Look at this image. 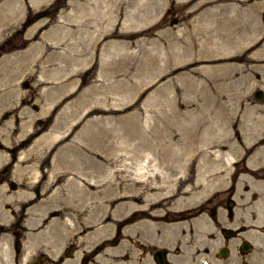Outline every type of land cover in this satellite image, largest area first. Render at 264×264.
<instances>
[{
  "label": "rangeland",
  "instance_id": "obj_1",
  "mask_svg": "<svg viewBox=\"0 0 264 264\" xmlns=\"http://www.w3.org/2000/svg\"><path fill=\"white\" fill-rule=\"evenodd\" d=\"M212 8L207 37L239 35L231 59L182 47ZM0 132L11 237L149 264L142 248L184 232L189 264H228L220 226L264 189V0H0Z\"/></svg>",
  "mask_w": 264,
  "mask_h": 264
},
{
  "label": "flooded vegetation",
  "instance_id": "obj_2",
  "mask_svg": "<svg viewBox=\"0 0 264 264\" xmlns=\"http://www.w3.org/2000/svg\"><path fill=\"white\" fill-rule=\"evenodd\" d=\"M5 139V134L0 132V145L6 146L8 155L6 159H0V264L88 263L80 258L70 245L56 249L53 246L48 247L47 240H40L41 244L37 245L26 238L11 237V145L1 143ZM0 150L3 149L0 147ZM252 170L254 180L264 181V162L253 167ZM242 197L237 194L239 198L236 202L237 208H248V221H245L246 218L240 214L235 219L226 218L225 224L220 226L222 241L217 253L223 259L231 254L232 259L228 264H264V189L261 196H256L254 190L250 191L248 197ZM189 216L191 215L187 217ZM257 218L262 221L256 222ZM182 233L184 232L176 234V237L171 239L175 243L172 246L161 244L154 245L148 250L142 248L141 252L146 251L149 256V264H189V251L186 243L182 244ZM140 243L143 245L142 242ZM124 259L122 261H125Z\"/></svg>",
  "mask_w": 264,
  "mask_h": 264
},
{
  "label": "bare ground",
  "instance_id": "obj_3",
  "mask_svg": "<svg viewBox=\"0 0 264 264\" xmlns=\"http://www.w3.org/2000/svg\"><path fill=\"white\" fill-rule=\"evenodd\" d=\"M203 3V2H202ZM219 4V3H218ZM141 6V4H140ZM231 7V6H230ZM142 8V7H141ZM200 9V8H199ZM204 11V10H203ZM207 14L208 17H206L205 15L207 14H203L204 15V19L203 17L201 19L202 23H197L195 22H189V23H185V25L183 26V32L189 33L190 36L188 38H186V40H184L182 42V47H184V49L187 50H193V48L196 50L193 51L192 55L193 58H207V60H211L218 58L219 60H228L231 59L232 57H234L232 50H234V48L237 46L238 41H239V35H236L234 33V31L229 30V31H220V37L218 38L214 33H210L209 36L207 37V29H209L208 26L210 25H206V22H209L210 20H213V24L216 22L217 18L215 17L216 14L218 13V11H215V8L212 9H208L207 10ZM224 15V14H223ZM233 14H229V15H225L224 17H233ZM145 16V15H144ZM222 17V16H221ZM134 19V18H133ZM141 19V18H140ZM147 19V18H146ZM142 20V19H141ZM140 20V21H141ZM227 20V19H226ZM203 21L205 23H203ZM136 22V21H135ZM139 22V21H138ZM215 26V25H214ZM218 26V25H217ZM191 29V30H190ZM216 29V28H215ZM189 30L191 32H189ZM246 32V31H245ZM182 33V32H181ZM242 33V32H241ZM248 34V32H247ZM250 35V34H249ZM247 37V36H246ZM245 38V37H244ZM256 39V38H255ZM243 40V39H242ZM247 40V39H246ZM249 41V39L247 40ZM246 41V42H247ZM252 42V41H251ZM249 43V42H248ZM243 44V43H242ZM245 45V44H244ZM251 50V49H250ZM185 51V50H184ZM191 52V51H190ZM191 54V53H190ZM254 55V54H253ZM228 63V62H227ZM249 64V62H248ZM231 68V67H230ZM236 68V67H235ZM224 71V70H223ZM248 71V70H246ZM245 71V72H246ZM213 130V129H212ZM216 142V141H215ZM218 148V147H217ZM218 151V150H217ZM220 151V150H219ZM157 167V166H156ZM207 167V166H206ZM154 170V169H153ZM157 170H159L157 168ZM210 170V169H209ZM208 170V171H209ZM155 171V170H154ZM157 172V171H156ZM32 174V172L30 173V175ZM157 174V173H156ZM61 182V181H60ZM99 182V181H98ZM97 183V182H96ZM151 184V183H150ZM153 184V183H152ZM58 185V184H57ZM42 187V185H40ZM152 186V185H151ZM32 188L33 184L30 183L29 181L23 180V181H18L16 186H15V191L14 193H17L19 191H21L23 188ZM87 187V186H86ZM149 187V186H148ZM156 187V185H155ZM201 187V186H200ZM99 188V187H98ZM54 189V188H53ZM154 189V188H152ZM80 191V190H79ZM155 191V190H154ZM76 192V191H75ZM148 192V191H147ZM198 193V192H197ZM69 194V193H68ZM88 195V194H86ZM101 195V194H100ZM151 195V194H150ZM155 195V194H154ZM16 196V195H15ZM21 196V195H19ZM156 196V195H155ZM88 197V196H87ZM108 197V196H107ZM111 198V197H109ZM110 203H111V199ZM98 201V200H97ZM117 201V200H116ZM40 200L39 201H32L29 205H27L28 209H34L35 206L40 204ZM107 202V201H106ZM113 202V201H112ZM120 202V201H119ZM122 202V201H121ZM115 203V206H122L123 203ZM124 202V201H123ZM133 202V201H132ZM132 204V203H131ZM100 205V204H99ZM128 206V205H127ZM89 208V207H88ZM100 208V207H99ZM108 208V206H107ZM111 213V212H110ZM33 217V216H32ZM36 219V218H35ZM56 221H59L60 223H62L63 227L65 226V222L62 221L59 217H55ZM141 222H145L147 224H151L149 221H138L132 225L136 226V225H140ZM139 227V226H138ZM133 228V227H132ZM114 249V248H113ZM112 250V248H111ZM116 250V249H115ZM119 259V258H118ZM121 264V261H117L115 262V264Z\"/></svg>",
  "mask_w": 264,
  "mask_h": 264
},
{
  "label": "water",
  "instance_id": "obj_4",
  "mask_svg": "<svg viewBox=\"0 0 264 264\" xmlns=\"http://www.w3.org/2000/svg\"><path fill=\"white\" fill-rule=\"evenodd\" d=\"M263 95V91L260 88H257L252 91V96L256 99L259 100L261 96Z\"/></svg>",
  "mask_w": 264,
  "mask_h": 264
}]
</instances>
